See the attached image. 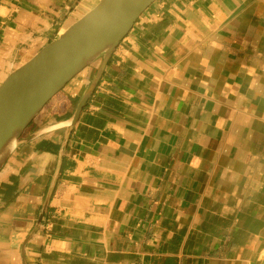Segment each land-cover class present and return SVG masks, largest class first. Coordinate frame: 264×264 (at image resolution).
<instances>
[{"label": "crops", "instance_id": "crops-1", "mask_svg": "<svg viewBox=\"0 0 264 264\" xmlns=\"http://www.w3.org/2000/svg\"><path fill=\"white\" fill-rule=\"evenodd\" d=\"M98 0H0V84ZM0 171V264H264V0H156Z\"/></svg>", "mask_w": 264, "mask_h": 264}, {"label": "water", "instance_id": "water-1", "mask_svg": "<svg viewBox=\"0 0 264 264\" xmlns=\"http://www.w3.org/2000/svg\"><path fill=\"white\" fill-rule=\"evenodd\" d=\"M156 0H98L0 84V171L43 107L76 75L99 61L71 124L78 119L107 61Z\"/></svg>", "mask_w": 264, "mask_h": 264}, {"label": "rangeland", "instance_id": "rangeland-1", "mask_svg": "<svg viewBox=\"0 0 264 264\" xmlns=\"http://www.w3.org/2000/svg\"><path fill=\"white\" fill-rule=\"evenodd\" d=\"M95 63H97V61H96ZM26 129H27V128H26ZM24 134H25V132H24ZM24 134H23V137H24Z\"/></svg>", "mask_w": 264, "mask_h": 264}]
</instances>
